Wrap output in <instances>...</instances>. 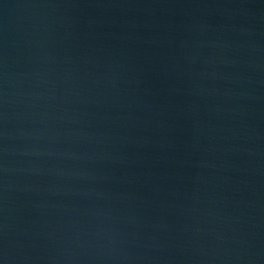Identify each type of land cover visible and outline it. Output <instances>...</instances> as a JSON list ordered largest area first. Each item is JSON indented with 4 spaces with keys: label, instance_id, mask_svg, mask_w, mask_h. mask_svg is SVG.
Wrapping results in <instances>:
<instances>
[{
    "label": "water",
    "instance_id": "1",
    "mask_svg": "<svg viewBox=\"0 0 264 264\" xmlns=\"http://www.w3.org/2000/svg\"><path fill=\"white\" fill-rule=\"evenodd\" d=\"M0 264H264V0H0Z\"/></svg>",
    "mask_w": 264,
    "mask_h": 264
}]
</instances>
